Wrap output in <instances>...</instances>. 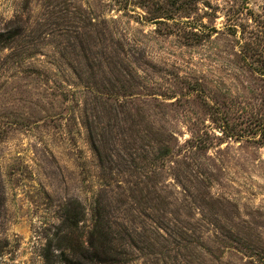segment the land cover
<instances>
[{"label": "rangeland", "instance_id": "rangeland-1", "mask_svg": "<svg viewBox=\"0 0 264 264\" xmlns=\"http://www.w3.org/2000/svg\"><path fill=\"white\" fill-rule=\"evenodd\" d=\"M97 222L117 264H264V0H0V264Z\"/></svg>", "mask_w": 264, "mask_h": 264}, {"label": "trees", "instance_id": "trees-1", "mask_svg": "<svg viewBox=\"0 0 264 264\" xmlns=\"http://www.w3.org/2000/svg\"><path fill=\"white\" fill-rule=\"evenodd\" d=\"M79 205V204H78ZM79 213L75 212L73 215H68L66 219V228L70 230L69 234H79V224L81 222V216H78ZM88 239L82 244V250L80 256H77L74 252L68 247L70 257L77 258L80 257L79 260H72L69 264H117V261L113 259L112 254L109 252L110 250V239L109 235L104 232L102 226L98 224V222L92 227L91 231L88 232ZM64 238H71L65 235ZM51 245L44 249V259L45 264H57L56 261H52V252ZM66 252L62 254L66 258ZM67 260V259H66Z\"/></svg>", "mask_w": 264, "mask_h": 264}]
</instances>
